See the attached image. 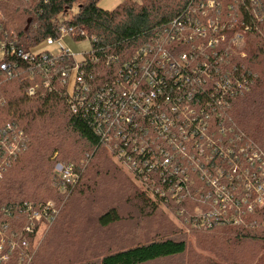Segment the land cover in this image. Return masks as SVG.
Here are the masks:
<instances>
[{
  "label": "rangeland",
  "instance_id": "obj_1",
  "mask_svg": "<svg viewBox=\"0 0 264 264\" xmlns=\"http://www.w3.org/2000/svg\"><path fill=\"white\" fill-rule=\"evenodd\" d=\"M14 1L5 2L7 12L10 11L12 14L9 18L11 24L15 17H20L18 11L13 12ZM121 1L99 0L97 5L104 10H113ZM201 1L206 4L208 0ZM210 1L212 5L207 6L205 20L217 26L211 35L217 39L213 49L220 50L224 55L227 54L226 62L219 63L220 70L225 72L236 65L238 75L245 79L244 91L235 95L238 97L247 91L246 84L250 85L253 82V78L250 80L247 78L251 75L249 71H253L254 76L264 72L263 0H250L252 6L250 13L254 18L252 26L243 23L242 14L238 11L242 0ZM77 5L78 3H75L71 10L60 14L59 19L65 21L71 18L77 11ZM3 17L4 12L1 10L0 19ZM24 18L26 15L21 17V21ZM9 33L15 34L13 28H10ZM238 33L242 34L243 38L236 42L234 38ZM63 42L76 54L78 60L83 52L90 49L88 38L75 40L71 36H65ZM187 47L191 49L192 44ZM39 49H49V47L42 45L36 50ZM227 101L219 107L223 110L218 109L212 113L208 124L202 129L201 139L198 136H180L181 161L185 169L184 176H188L187 194L180 201H163L152 194L140 179H136L133 172L127 170L113 156L109 146H102L99 150L91 148L85 140L70 130L61 102L60 106L48 111L51 113L49 116L46 115L44 120L36 118L31 123L30 132L34 136H42V145L37 146L38 169H32L34 164L32 166L29 164L27 154L9 172L2 183L4 186L0 188L3 195L7 191L5 183L16 179L22 186L16 188L15 193L18 191L21 194H13L10 198L26 196L38 200L47 199L55 203L59 210L58 214L62 210L56 223L49 230L37 235V239L44 238V241L36 264H99L106 253L166 238L183 239L187 244L186 252L146 264H264V241L236 240L235 234L229 229H220L219 231H225V236L219 233L216 235L222 238L206 242L205 239L211 240L215 232H205L202 229L207 228L197 227L191 220L193 214L216 208L211 200H203L206 192L216 189L209 183L208 178L211 177L218 178L217 185L225 192L229 191L228 193L235 197L234 200L238 199L240 204L242 198L247 197L244 202L248 204L249 210L252 208L264 210V193H257L254 190L257 183L256 177L251 172L252 163L247 160L245 154L237 153L240 146H245L243 148L249 154L251 153L248 146L261 151L259 144L262 145L260 140L264 139V132L257 134L251 129V132H248L250 135L243 134L237 123L239 118L237 110L235 112L237 117H234V114L228 110L231 108V101L228 99ZM191 115L195 116V113L190 114L186 110L181 114L187 129L191 126ZM40 125L44 126L43 132L39 134ZM46 132L48 134L44 135ZM156 142L162 144L159 140ZM32 148L36 149L35 141ZM228 149H233L234 152L230 154ZM169 151L173 154L172 144ZM72 158L81 160L76 167L78 182L83 173L81 164H87L89 160L82 183L70 197L78 182L73 187L65 188L64 191L61 189L62 198L56 199V193L52 188V170L57 176L56 166L70 164L65 161ZM152 174L158 176L156 172ZM230 182L233 185L227 188ZM249 185L251 190L247 195L245 191ZM236 205L230 202L227 209L231 213H237V222L235 224L228 222L225 225L229 226L223 227L239 225L248 217V213L239 214ZM249 205L252 207L250 208ZM111 207L117 209L119 220L108 226H101L98 222L99 216ZM204 245L207 249H204ZM36 246L38 247V244ZM211 246L217 247L212 249ZM21 258L16 264H24Z\"/></svg>",
  "mask_w": 264,
  "mask_h": 264
},
{
  "label": "built area",
  "instance_id": "obj_2",
  "mask_svg": "<svg viewBox=\"0 0 264 264\" xmlns=\"http://www.w3.org/2000/svg\"><path fill=\"white\" fill-rule=\"evenodd\" d=\"M211 5L210 0L206 4L193 0L124 62L115 56L94 54L92 42L96 38L88 34L87 27L67 24L58 15L53 23L58 26L59 36L48 37L40 45L49 49L36 50L38 46L24 50L7 36H0V70L8 76H18V64L22 62L32 75L40 76L38 83L35 81L27 88L29 96L39 84L48 90L60 86L70 111L86 121L101 146H109L122 166L133 172L160 200L180 201L188 188V176H184L181 161L180 136L201 139L202 129L212 113L223 110L219 107L245 88V79L238 75L236 65L225 72L220 70L219 63L226 62L227 54L213 49L217 39L211 35L217 26L205 20L207 6ZM65 36L75 40L88 38L89 51L83 52L78 60L64 45ZM242 38L238 33L234 40L238 42ZM175 43L192 44V47L174 51L171 45ZM185 110L195 113L191 115L188 129L181 119ZM171 144L173 154L169 151ZM243 147L240 146L237 153L245 154L253 163V159L259 157L258 149L248 146L249 154ZM25 148L23 131L13 124L0 128V178ZM228 152L232 154L234 150L228 149ZM76 169L71 163L56 166L60 189L64 191L78 182ZM155 172L158 176L152 174ZM255 179V192H263V184ZM208 180L216 189L206 192L203 200H211L216 208L193 214V224L202 228L228 222L235 224L238 215L227 207L230 202L239 205V200H234L229 191L217 185L218 178ZM250 190L249 185L247 195ZM20 211L27 218L25 233L37 235L49 228L59 210L48 200L36 205L24 201ZM4 243H0V263L8 264L17 243L9 240L7 247ZM22 244L27 247L26 242ZM19 255L24 256L22 252Z\"/></svg>",
  "mask_w": 264,
  "mask_h": 264
},
{
  "label": "trees",
  "instance_id": "obj_3",
  "mask_svg": "<svg viewBox=\"0 0 264 264\" xmlns=\"http://www.w3.org/2000/svg\"><path fill=\"white\" fill-rule=\"evenodd\" d=\"M6 1L0 0V11L4 12V17L0 19V36H7L22 49L29 50L38 45L40 46L48 37L57 38L59 36V29L53 23V19L65 11L71 10L75 3H78L77 11L71 18L66 20V23L77 27L86 26L88 34L96 38L92 42L94 54L98 56L102 54L115 56L120 62L127 60L136 49L148 42L158 30L179 16L193 2V0H122L113 10H104L97 5L99 0H24V2L22 0H15L13 12L18 11L20 17H15L11 24L9 18L12 17V14L10 11L9 13L7 12ZM251 8L250 0H242L238 11L242 14L243 23L252 26L254 25V18L250 13ZM25 15L26 18L21 21V17H25ZM20 24L21 26H19ZM10 28H13V32L15 31L14 35L9 33ZM262 42L264 44L263 38ZM188 45L190 44L181 45L175 43L171 45V48L174 51H184L188 49ZM17 69L19 72L18 76H8L4 71L0 70V128L5 127L7 124H13L14 127L23 131L26 137V148L15 159L12 166L1 176L0 188L4 186L2 183L8 177L9 172L27 154L29 164L31 166L34 164V168L32 167V169H38L39 149L37 146L42 145V136H34L30 132V129L32 130L31 123L36 118L44 120L46 115H50L51 112L48 111L53 107H58L62 104L70 130L85 140L91 148L95 150L102 148L98 143L97 136L94 135L86 121L70 111L62 95L60 86H57L53 90H48L42 84H39L36 87L35 93L29 96L26 92L27 88L34 85L35 81L38 83L41 80L40 76L35 77L32 75L30 69L26 68V65L22 64V62H19ZM249 72L251 75L247 78L249 80L253 78L252 84H246L247 91L242 95L229 98L231 108L228 109L234 114V117H237L235 116L237 110L239 128L243 131V134L246 133L247 135H250L248 132H251V129L257 134H260L261 131L264 132V72L257 76H254L253 71ZM43 126H39V134L43 132ZM46 134L48 132L44 135ZM34 141L36 149L32 148ZM260 142H262V145ZM260 142L258 141V144L260 143L259 146L262 150L254 148L255 150L258 149V153L260 154L259 157L253 159V170L251 172H253L254 177L259 178V183L264 186V139L260 140ZM80 161V159L73 160L72 158L65 161V163H72L77 167ZM86 163L81 164L83 170L82 176L69 197L81 185L84 172L89 165V160ZM51 177L52 188L56 193L55 198H62L63 194L61 193V189L59 190V179L53 174V170ZM232 184L230 182L227 188H230ZM21 186L22 184L19 185L16 179H12L5 183L7 193L5 192L2 195L0 192V243L4 241L5 247H7L9 240L17 243V248L11 254L8 264H16L17 260L19 261L21 258L20 252L24 254L23 258H21L24 264H36L44 238L37 239L38 234L31 235L25 233L23 229L27 224V218L20 211V206L24 201H29L36 205L47 201V199L38 200L26 196L10 198L13 194H21L18 191L15 193V189ZM232 188L234 187L232 186ZM247 199V197L242 198V204L236 205V210L239 211V214H249H247L248 217L245 218V221L239 225L233 226L232 224V227H223L229 225L218 224L211 228L202 229L205 232H215V236L211 240L205 239L206 242L217 241L219 238H222L216 235L219 233L225 236V231H219L220 229H229V231L235 234L236 240L259 239L264 241V210L261 211V209L257 208L249 210L248 204L244 202ZM249 206L250 208L252 207L251 205ZM61 212L62 210L49 225L48 230L56 223ZM118 220L119 215L115 207L109 208L98 218L101 226H108ZM23 242L27 243V247L23 246ZM36 244H38V247ZM206 247L204 245V249H207ZM215 247L217 246H211L212 249ZM186 248L187 244L183 239L166 238L151 240L147 243L106 253L100 259L99 264H146L182 255L186 252ZM29 257L31 258L28 260Z\"/></svg>",
  "mask_w": 264,
  "mask_h": 264
}]
</instances>
